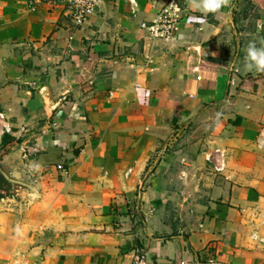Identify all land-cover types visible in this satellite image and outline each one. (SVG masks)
Segmentation results:
<instances>
[{
    "label": "crops",
    "instance_id": "1",
    "mask_svg": "<svg viewBox=\"0 0 264 264\" xmlns=\"http://www.w3.org/2000/svg\"><path fill=\"white\" fill-rule=\"evenodd\" d=\"M136 1L101 0L79 23L67 0H0V163L20 181L0 199V264H131L139 249L264 264V73L245 68L264 0ZM170 4L175 38L151 36ZM218 112L211 140L168 150ZM217 148L226 168L210 176Z\"/></svg>",
    "mask_w": 264,
    "mask_h": 264
},
{
    "label": "built area",
    "instance_id": "2",
    "mask_svg": "<svg viewBox=\"0 0 264 264\" xmlns=\"http://www.w3.org/2000/svg\"><path fill=\"white\" fill-rule=\"evenodd\" d=\"M132 6V10L137 8L136 0H129ZM101 0H67L68 7L71 15L74 19L82 23L90 14L96 11ZM181 15L179 14V8L174 4H170L161 10L158 18L150 25L143 24L151 36L156 38H162L165 40H171L176 36V25ZM5 114L0 111V149L4 145V136L9 131L8 127L4 124ZM207 160L212 165L213 171L222 172L226 168V154L224 150L217 148L207 154ZM62 168V166H60ZM131 264H154L148 253L143 250H137L132 258ZM182 264H186L185 261ZM201 264H222L214 258L208 259Z\"/></svg>",
    "mask_w": 264,
    "mask_h": 264
},
{
    "label": "rangeland",
    "instance_id": "3",
    "mask_svg": "<svg viewBox=\"0 0 264 264\" xmlns=\"http://www.w3.org/2000/svg\"><path fill=\"white\" fill-rule=\"evenodd\" d=\"M219 115L220 112L215 114L210 113L208 114L207 118L200 119L199 122L195 121L187 130V135L186 136L184 135V137L182 138L183 140L174 141L170 146H168V150L177 151L180 149L181 145L182 147H184L185 145L188 148H191V150H195L197 146H199L198 145L199 140L200 141L204 140V142L211 140L214 127L219 122ZM1 150H0V154H1ZM2 169L3 168L1 167V163H0V185H1L0 193L2 194L4 193L3 195L5 196L15 197L17 191L16 189L19 188L20 181H18L16 184L11 182L5 176V172ZM206 170L210 173L209 174L210 176H212L211 173L212 174L217 173L213 171L212 168L208 165Z\"/></svg>",
    "mask_w": 264,
    "mask_h": 264
},
{
    "label": "clouds",
    "instance_id": "4",
    "mask_svg": "<svg viewBox=\"0 0 264 264\" xmlns=\"http://www.w3.org/2000/svg\"><path fill=\"white\" fill-rule=\"evenodd\" d=\"M227 4V0H200L197 7L206 12H216ZM245 68L248 71L264 73V46L257 47L255 42H250L245 55Z\"/></svg>",
    "mask_w": 264,
    "mask_h": 264
},
{
    "label": "trees",
    "instance_id": "5",
    "mask_svg": "<svg viewBox=\"0 0 264 264\" xmlns=\"http://www.w3.org/2000/svg\"><path fill=\"white\" fill-rule=\"evenodd\" d=\"M8 136L6 135V136H4V143H7L8 142ZM0 189H1V185H0ZM3 196V194L2 193H0V198Z\"/></svg>",
    "mask_w": 264,
    "mask_h": 264
}]
</instances>
